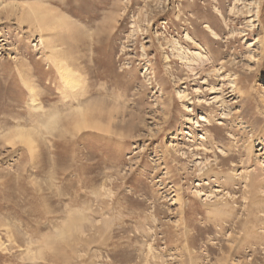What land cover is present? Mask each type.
<instances>
[{"label": "rangeland", "instance_id": "obj_1", "mask_svg": "<svg viewBox=\"0 0 264 264\" xmlns=\"http://www.w3.org/2000/svg\"><path fill=\"white\" fill-rule=\"evenodd\" d=\"M0 264H264V0H0Z\"/></svg>", "mask_w": 264, "mask_h": 264}, {"label": "bare ground", "instance_id": "obj_2", "mask_svg": "<svg viewBox=\"0 0 264 264\" xmlns=\"http://www.w3.org/2000/svg\"><path fill=\"white\" fill-rule=\"evenodd\" d=\"M45 6V5H44ZM48 8H50V7H48ZM47 7H43V5H32V6H29V9H28V11L29 12H27L28 14H27V16H26V18L27 19H31V21L35 24V25H37V26H39L41 29H43V30H52V31H56V30H59V29H64V28H66V26H67V22L65 21V19H64V17L63 16H61L59 13H57L56 11V13L57 14H55L54 12H53V10H50V9H52V8H50V9H48ZM26 15V14H25ZM23 20H26V19H24L23 18ZM210 27V26H209ZM211 28V27H210ZM60 40H62V39H60ZM59 39H57V40H52V41H50L49 40V42L50 43H52L51 44V48L54 50V53H55V58L58 60V59H61V53H60V51L59 50H57V47L59 46V45H61L60 43H59V41H60ZM62 43V45H63V43L64 42H61ZM63 50V49H62ZM54 61V60H53ZM61 61H63V62H66V60H61ZM56 63V62H55ZM58 63V62H57ZM60 65V64H59ZM67 66H65V67H62V68H60V69H62L61 71L63 72L62 73V79H63V82H64V84L66 85V86H68V87H71V88H75V87H77L78 85H79V83L81 82V80H80V76H77L76 75V73H77V71L73 68V66H71V64H69V62H68V64H66ZM34 89V88H33ZM32 89V90H33ZM70 89V88H69ZM30 91V90H29ZM69 91H71V90H69ZM31 92H33V91H31ZM73 92V91H72ZM70 93V92H69ZM35 94V93H34ZM33 96V95H32ZM34 97V96H33ZM37 98V97H36ZM33 104V103H32ZM35 106V105H34ZM43 107V106H42ZM41 107V108H42ZM38 108H40V105L38 106L37 105V107L35 106V109H38ZM88 113H90V112H88ZM54 115L56 116V114L54 113ZM53 114L51 115H48V117H47V119L49 120V122H46L47 124H48V126H49V124H52L53 122H54V119H55V116H54ZM51 116V117H50ZM50 117V118H49ZM90 118V115H88L87 114V112L85 111V110H83V109H78L77 110V126L78 127H83V126H85L86 125V123H87V121H88V119ZM45 120V119H44ZM47 120V121H48ZM91 121H93V120H91ZM45 124V123H44ZM46 124V125H47ZM88 125V124H87ZM94 125V124H93ZM90 126V125H89ZM86 127V126H85ZM77 128V127H76ZM14 134V133H13ZM12 136H15L17 139H19L20 141H23V142H30V141H32L31 140V138H30V136L31 135H29L28 134V132H26L25 130H18V131H16V134L15 135H12ZM11 136V137H12ZM14 137V138H15ZM13 138V137H12ZM16 139V140H17ZM14 140V139H13ZM15 142V141H14ZM78 218V217H77ZM76 219V218H75ZM75 219L74 220H69V222L66 224V228H63L62 230H61V233L60 234H65L66 233V230L68 229H70V226L71 225H75L74 224V222H75ZM79 220V219H78ZM71 230V229H70Z\"/></svg>", "mask_w": 264, "mask_h": 264}]
</instances>
